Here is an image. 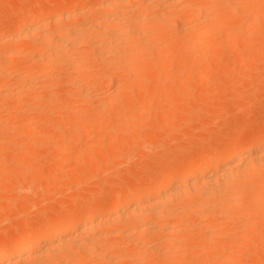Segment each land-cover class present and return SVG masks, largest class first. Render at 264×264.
<instances>
[{
  "label": "bare ground",
  "instance_id": "1",
  "mask_svg": "<svg viewBox=\"0 0 264 264\" xmlns=\"http://www.w3.org/2000/svg\"><path fill=\"white\" fill-rule=\"evenodd\" d=\"M69 1H66L67 3L62 2L53 14L51 11H44V13L46 12L45 15L38 14L43 10L42 2L36 3L37 1H35L34 11H31L29 15L27 14L29 17L32 14L34 18L31 19V17L26 16L20 17V19L18 17L17 20L20 19V21L17 22L13 30L7 32V28L6 32L0 31V157H2L1 149L3 146L19 145L20 141L17 139L19 134L16 135L18 127L20 128L21 125L26 127L36 117H42L41 121H38V125L44 126L46 124L54 130L68 128L70 119L76 114L90 117L91 113L86 106H71L64 112L65 117L61 119V122L49 121L51 115L56 111V107L50 105L52 101L49 98L55 97L54 91L57 88L55 86L59 81L56 79L49 82L54 77L51 75L53 78L50 79L48 77L50 73L48 76L46 74L48 71L51 74L61 72L60 75L63 76L61 80L63 83H61L79 89V97L84 102L90 100L91 97L88 92L92 80L90 76L91 67L108 71L106 75L110 78L111 83L115 80L113 92L111 90V94L109 92L108 95L101 97L100 103L96 106L103 112L110 107L113 110L112 106H117L115 107L116 112L110 109V113L108 110L109 118L107 117V121H111L113 128L111 126L112 129L105 133L104 137L110 140L122 132L141 127L145 121L146 113L160 103L161 98L168 102L169 110L182 100L191 98V92H183L184 94L179 96L174 88L163 90L161 86L157 85L158 80L165 77L162 72L163 67L168 65L167 61L166 65L161 64V61L166 57L173 59L172 55L176 54L175 50L178 51L177 47L173 48L168 45L170 47L168 48L165 44L162 46L161 42V44H157L158 38L170 31L172 24H169L168 30L169 25L167 23L170 20L172 23H174L173 20L175 21V19H171L175 14L170 15L167 10L168 4L173 0H142L137 5L135 3L127 5L124 0H98V2L90 3V6L87 5L89 7L87 10L86 5L84 7L85 0H76L78 3L73 4L74 8L71 4L75 0L74 2L70 1L71 4ZM185 1L178 6L186 4L189 0L186 3ZM262 1L192 0L189 5L197 8V10L195 12L192 10L193 13L191 16L189 15V18L183 17V20H178L181 23L178 26L181 25L179 27L183 32L181 40L179 39L181 44L177 42L183 48L179 51L184 52L187 49L193 51L202 44L201 53L194 54L195 57L192 56L194 57L193 60L199 61L201 55L203 57V54H209L216 43L218 46L219 42L216 41L219 39L217 38L219 35H224L231 41L242 36H258L256 27L264 21V1ZM202 2H205V5ZM152 7L159 8V11L156 10L157 8L156 11H152ZM177 12L180 13L178 10ZM176 14L178 15V13ZM42 15L44 16L42 17ZM52 16H54V21L60 22L59 26L56 23L57 28H53L54 25L52 28H48L46 25L44 26L47 29L42 28V24L47 19H51ZM27 18L31 20H26ZM181 18L180 15L179 19ZM22 20H25L23 25L21 24L23 23ZM27 21L28 23H26ZM233 22H236L235 25L232 24ZM175 23L177 22L175 21ZM191 25L195 26L194 28L192 26L193 31L187 29ZM188 30L191 31V34ZM180 35L179 33V37ZM261 35L264 39V29ZM179 40L177 39V41ZM169 54L171 57L167 56ZM188 58L189 60L183 62L190 61L191 63V57ZM169 59L167 60L169 61ZM172 59L171 63H174ZM203 59L199 61L201 64ZM243 62L247 63L248 66L250 63H254L255 66L259 65L258 60L252 62L248 59ZM255 62L257 63L255 64ZM163 63L165 64V62ZM252 64H250V69L254 68ZM182 65L185 66L186 64ZM182 65L180 68H183ZM189 65L188 63L186 66ZM197 68L200 69H197V72L202 71L200 66ZM242 68L246 69L247 67L243 64ZM224 69L207 66L204 71V78L211 80L222 74L231 82V78L233 79L234 73L237 71H234L232 76L229 72L231 69L229 71ZM33 72L36 78L46 74L50 80L48 79L49 81L45 85L43 83L41 86L40 83H37L40 87H34L33 80L35 77L34 74L31 75ZM128 75L134 76L133 82L138 85L143 84L144 81L155 85L154 88L144 89L147 93L145 96L143 95L142 99L140 97V100L136 101L135 110H131L129 107L133 95L131 98L124 96L127 95L125 88L129 83ZM168 75L166 74V77ZM30 76L34 79H30ZM236 76L238 77V74L235 75V79ZM46 90H49L50 95L46 94L49 93ZM44 92L45 96L49 95L46 99L47 102L51 101L48 105L45 104L46 107L44 104L36 102L39 97H43ZM69 93L68 96L71 95L70 91ZM242 93L240 92V94ZM44 97L42 98L43 101ZM126 107L129 109L127 110ZM20 116L22 124H17V122L15 124L14 119ZM102 119V117L92 118V120H98L99 123L103 122ZM93 126L94 122H91L90 125L82 124L76 131H84L86 127L91 129ZM245 130L243 127L240 132ZM251 134L252 136L248 140L244 139V142L239 141L225 145L227 148L222 147L226 149L222 152L221 148V152L217 153L218 155L211 154L209 157H204L195 167H191L190 161H187L189 163L185 162L190 166L183 162L182 169V165L180 167L175 165L176 170H174V166H171L172 168L163 172L162 176L155 178V184L152 186L129 191L118 197L119 199L116 197L118 200L108 205L106 209L85 203L87 208L82 215L79 214L81 210L77 208L75 214L72 213L71 216H63L64 213L60 214L61 216L52 215L55 216L52 217V220L48 216L52 212H48L49 218L47 220H50L51 224L49 227V224L44 225L39 234L35 233L38 230L33 231V234L28 233L29 228L27 227L26 230L24 229L25 233L21 232L17 238L12 237L10 242L0 240V264H43L45 261L46 263L48 261L49 264H87L84 263V261L88 262L86 259H91L93 262L98 261L99 264H107L108 261L101 256L106 257L109 251L116 252V256H112V258L107 256L112 264H137L135 255L139 252L144 253L140 260L145 257L147 252L158 257L174 255L176 250L172 251L168 248L163 251L157 247L156 243L167 244L176 242L177 239L180 240L184 235L185 227L232 226L238 223L247 225L258 203L264 199V129L256 130ZM66 136L68 139L71 138L68 133ZM31 145L33 144L31 143ZM77 153H81V150H78ZM13 154L12 157L14 158ZM23 154L19 153V156L22 157ZM12 157L7 158L8 161ZM99 189L102 190V187ZM102 193L104 194L103 191L99 192V195L97 194L98 199L103 196ZM18 194L19 191L16 192L15 196ZM114 195H117L116 190L112 192V196ZM65 209L67 208L65 207ZM242 209H246L247 212L243 214L244 210ZM239 216H245V221L241 219L237 221L236 218Z\"/></svg>",
  "mask_w": 264,
  "mask_h": 264
},
{
  "label": "rangeland",
  "instance_id": "2",
  "mask_svg": "<svg viewBox=\"0 0 264 264\" xmlns=\"http://www.w3.org/2000/svg\"><path fill=\"white\" fill-rule=\"evenodd\" d=\"M35 1H37L36 3H38V1L39 3L42 2L41 6L43 10H41V7L39 10L43 12L41 13L40 11L38 14L45 15L46 12L44 13V11H51L53 14L57 11L62 2L67 3L66 1L69 0H0V24H2V26H0V28H2L0 31L6 32L8 28L7 32H9L15 28L17 22H19L21 18L26 16L29 17L28 15L31 11L33 12L36 7V4H34ZM70 1L74 2V0ZM125 1L127 5L130 3H132V5L133 3L137 5V3L142 0H124V2ZM183 1L185 0H173L168 4L169 7L167 10L170 15L175 14V18L172 16L171 19H175L177 23H175L174 20V23L170 22L171 20L169 23H167L168 21L166 22L168 25L170 23L172 24H170L171 27L170 25L168 26V30L170 27V33L166 32V35L164 34L158 38L157 44L162 43V46L165 44L167 47L168 45L173 48L177 47L178 51L182 48L180 46V40L183 32H181V27H179L181 25L178 26V24L184 18H189L192 13L197 10V8L189 5V2H192V0H187L188 2L185 1V3L187 2L188 4L186 3L178 6V4L183 3ZM76 2L75 0L74 3H70L72 8L75 7L73 4L75 5L78 3ZM95 2H98V0H85L84 7L86 5L85 8L87 10L89 8L87 5ZM203 4L205 5V2ZM34 5L35 7H33ZM156 8L157 7H152L151 10L156 11L159 9ZM36 10L38 11V9ZM177 10L180 11V13L177 12ZM176 13H178L179 16ZM44 15H42V17ZM180 15L182 16L181 19H179ZM176 16L178 17L176 18ZM18 17L21 18L17 20ZM30 17L31 19L34 18L32 14ZM53 17L54 16H52L51 19H47V21L44 22L46 24L43 23V27H41L47 29L44 25L48 26V28H52L54 25L53 28H57L60 22L54 21ZM31 19H29V21ZM23 21L25 20L21 22ZM263 22L261 23L262 25ZM24 23L25 22L21 24L23 25ZM26 23H28V21ZM56 23H58V25ZM235 23L233 22L232 24L235 25ZM49 24H51V26H49ZM261 24L256 27V29H258V36H242L231 41L224 37V35H219V37H217L219 39L216 41L219 42L218 46L216 43V47L214 45L210 53H206L207 55L203 54V57L200 54L201 60L204 58L202 62L203 65L199 62L201 60L196 61L192 59L196 54H199V52L201 53V49L203 48L202 44L195 50L192 49L193 51H189L188 49L186 51L184 50V52L182 50L179 51L180 54L182 53L181 55L175 50L176 54H179L178 56L176 54L174 56L172 55L173 59H171L175 64L171 63L172 61L169 57H166L164 59L165 61H161L163 65H166L168 62L167 67H163L164 69H162L163 76L165 77H161L157 85L161 86L163 90L174 88V91L179 96L186 92H191V98L182 100L183 102H179L174 108L171 107V110H169L170 106L168 102L166 100L163 101V98H161V101L159 100L160 103L154 106V108L152 107L151 110H149L150 112L146 113L145 121H143L144 123L141 127L118 134L113 139L114 141L104 137V134L108 133V131L113 128L111 121H107L109 118V111L110 109L112 110V108L110 107L108 109L109 111L106 110L103 112L96 106V104L98 105L100 103L101 97L108 95L111 90V92H113L114 89L113 83L115 80L111 83L110 78L106 75L108 73L107 70L91 67L92 70H90L91 73H93L92 75L90 73L92 82L90 81V88L88 87V92L91 94V97L87 102H84V100L79 97V89L70 87L67 84H62L63 82L61 80L63 76L60 75L62 74L61 72H57L59 76L57 73L51 74V72L48 71L46 74L48 76L50 73L48 77H50V79L54 77L52 80L46 77V74L36 78L33 72L31 75L34 74L35 77V80H33L34 87H40L43 83L45 85L49 80V82L56 79L59 81L55 86L57 87L54 91L55 97L51 96V98H49L53 103L48 100L51 102L50 105L56 107V111L51 115V120L49 119V121H54L55 123L56 121L61 122V119L65 117L64 112L71 106H86L91 115L90 117H86L76 114L70 119L68 128H59L57 130L52 129L46 124H44V126L38 125L37 123L41 121L42 117H36L29 124L30 126L27 125L23 127V125H21L20 128L18 127L16 130L18 131L16 135L19 134L17 139L20 141L18 146L12 144L5 145V147L3 146L1 149L2 157H0V240H8V242H10L12 237L17 238L21 235V232L25 233L26 231H24V229L26 230L27 227L29 228L28 233L33 234V231L38 230V232L36 231L35 233L39 234L43 230L42 228L44 225L49 224L48 227L50 226V220H47L49 217L52 220V215L58 214L57 216H61L60 214L63 213L65 214H63V216H71L72 213L75 214L74 212H76L77 208L81 210L79 214L82 215V213L86 211L85 208H87L85 203L92 206H100L101 208L105 207L104 209H106L108 205L118 200V197L125 195L129 191L144 189L142 187L145 186H152L155 184L154 182L158 176H162L163 172L172 168L171 166H174L175 169L174 167L173 169L176 170V166L180 167L185 162L189 163L187 161H190L192 163L191 167H195L204 157H209L211 154L218 155L222 147H226L228 144L231 145L230 143L233 144L239 141L244 142V139L248 140V138L252 136L251 133L256 130H263L264 39L261 34L263 33L264 25L262 26ZM192 26L193 28L195 27L191 25L190 27L188 26L187 29L193 31ZM172 30H174V32H172ZM188 31L189 33L191 32L190 30ZM179 33L181 34L180 37ZM177 39L180 40L177 41ZM14 41H11V43H14ZM170 55L171 54L167 56ZM188 57H191L192 62L194 61L193 64L195 62L196 64L198 63L197 67L200 66L201 72H197L199 68L196 67V64L193 65L190 61L184 63V60H189ZM167 59H169V61ZM248 59L252 62L258 60L259 65L255 66L253 65L254 63H250L252 67H254L250 69V64L248 66L246 65L247 63L243 62ZM163 62H165V64ZM169 62L170 68L168 69ZM233 62L235 63L233 64ZM188 63L191 66L189 65L187 67L186 65ZM256 63L257 62H255V64ZM171 64L174 65L172 66ZM182 64H186V67ZM243 64L247 67L246 69L242 68ZM181 65L183 68H180ZM240 65H242V67H240ZM207 66L219 68L221 70L225 67L224 70L226 71L231 69L229 72L232 76L234 71L239 72H236L238 77L241 76L239 78L236 76V79L238 78L236 80L235 75L237 74L234 73V81L231 78V82L230 79H227L224 75L223 77L222 74L211 80H207L204 78V71ZM240 69L243 70L241 71ZM242 72L244 74H241ZM166 74L169 75L166 77ZM51 75L53 77H51ZM131 76L132 75H128L129 83L125 88L127 89L125 93H127V95L130 94V97L126 94L124 96L131 98L133 95L132 99L135 101L130 99L132 103L129 107H131V110H135L137 107L135 105V103L137 104L136 101H138L140 97V99H142L143 95L145 96L147 93L144 89L149 87L154 88L155 85L147 81L138 85L133 82L132 78L134 76ZM30 77V79H34L32 76ZM37 83H40V85ZM46 91L49 92V90ZM69 91L71 95L68 96L67 94H70ZM238 91L243 93L240 94ZM46 94L50 95V92ZM46 94L44 92L43 97ZM203 94L204 96L202 97ZM49 95L45 96L46 98L44 97V101L42 99L43 97H39L38 99L35 98L37 99L36 102L44 105L47 103L48 105L49 102H47L46 99H48ZM121 101L120 103H122ZM44 105L42 106L44 107ZM112 107L114 111H117V109H115V107H117L116 105ZM129 107H126V109L128 110ZM91 117H102L103 122L99 123L98 120H92ZM13 122L15 124L16 122L17 124H22L21 116L16 117ZM91 122H94L93 128L89 129L86 127L84 131H76L82 124L90 125ZM243 127L246 130L240 132V129ZM67 133L71 135L70 139L67 138ZM31 143L33 145H31ZM226 148H222V152ZM78 150H81V153L78 154ZM19 153L24 154L20 157ZM9 157H12L10 161L7 159ZM182 168L183 165L181 166V169ZM73 169L74 172H77L74 173ZM99 187H102V190H100L101 188L99 189ZM114 190H116V194L119 196H112ZM18 191L20 195L18 194L19 196H15ZM27 191L29 194H27ZM102 191L104 194L102 193L103 196H100V199H98L97 196L99 192ZM263 205L264 199L258 203L247 225L238 223L232 226L185 227L184 235L180 240L177 239L176 242L167 244L156 243L157 247L163 251L168 248L172 251L176 250L174 255L170 254L166 257H158L147 252L145 253V257L140 260V257L144 253L139 252L135 255V262L137 264L140 262L141 264H264ZM65 207L67 209H65ZM246 209H242L244 210L243 214L247 212ZM82 210L85 211L83 212ZM48 212H52V214L50 213V215H48ZM240 219L245 221V216L236 218L237 221H240ZM49 232L51 233V231ZM107 256L112 258V256H116V252L109 251ZM101 257H104V259L108 261L107 264H112V261H109L108 257L107 259L105 256ZM102 258L101 260L103 262ZM86 260H88V262L84 261V263L99 264L98 261L93 262L91 259ZM101 260L100 263H102ZM44 263H46V261ZM46 264H49V262L47 261Z\"/></svg>",
  "mask_w": 264,
  "mask_h": 264
}]
</instances>
